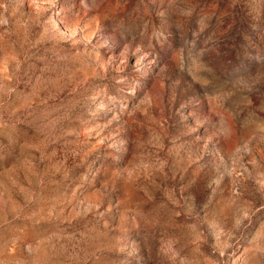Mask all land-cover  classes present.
<instances>
[{
	"label": "rangeland",
	"instance_id": "obj_1",
	"mask_svg": "<svg viewBox=\"0 0 264 264\" xmlns=\"http://www.w3.org/2000/svg\"><path fill=\"white\" fill-rule=\"evenodd\" d=\"M0 264H264V0H0Z\"/></svg>",
	"mask_w": 264,
	"mask_h": 264
}]
</instances>
